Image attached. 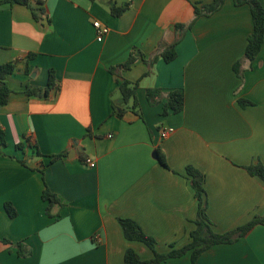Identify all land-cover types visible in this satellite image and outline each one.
<instances>
[{
    "label": "crops",
    "instance_id": "crops-1",
    "mask_svg": "<svg viewBox=\"0 0 264 264\" xmlns=\"http://www.w3.org/2000/svg\"><path fill=\"white\" fill-rule=\"evenodd\" d=\"M212 1L46 0L38 20L27 6L0 7V65L17 62L7 79L13 93L0 106L8 143L0 155V264H124L128 249L152 259L149 247L126 239L119 219L137 222L159 253L186 246L199 214L189 166L205 176L207 214L218 233L264 217V180L246 169L264 164V44L252 63L244 59L254 31L250 6L227 0L196 20L173 62L143 61L161 42L176 41V26L193 20L196 3ZM112 2L130 10L113 17ZM95 21L110 28L103 42ZM132 52V68L113 75L110 68ZM31 53L36 57L29 59ZM51 70L59 90L28 95V87H47ZM121 80L138 82L142 117L124 104ZM154 88L184 90V111L162 116L165 101L153 107L146 96ZM65 151L66 158L51 163ZM46 187L61 200L50 215ZM4 239L23 242L32 255L20 257ZM164 264H191V255ZM199 264H264V225L210 248Z\"/></svg>",
    "mask_w": 264,
    "mask_h": 264
},
{
    "label": "trees",
    "instance_id": "trees-1",
    "mask_svg": "<svg viewBox=\"0 0 264 264\" xmlns=\"http://www.w3.org/2000/svg\"><path fill=\"white\" fill-rule=\"evenodd\" d=\"M90 1L96 2L97 0ZM226 1L227 0H213L209 4L196 3L194 5L195 11L193 20L188 24L176 26V41L172 45H166L164 42H161L159 45V52L149 60L143 56V61L148 63L149 66L155 64L160 58H162L166 63L173 62L178 56L177 46L184 38L185 33L192 29L196 20L201 17H210L214 15L223 8ZM42 3V1H38L35 7L33 0H0V7L6 4L11 6L15 4L27 6L33 11L35 18L38 20L44 15ZM234 3L236 6L249 5L251 8L254 31L248 38L244 59L252 63L260 53L264 44V6L259 0H234ZM130 7L131 4L118 6L115 2H112L109 9L111 15L118 18L127 13L130 10ZM34 57H36V54L31 53L28 55L29 59H33ZM136 61L137 58L135 57L134 52H132L126 62L111 67L109 71L113 75H119L122 71L130 70ZM16 63L17 62H9L0 65V106L7 105L11 94L13 93L7 79L8 76L15 72ZM239 65L240 62L236 63L234 69L238 76H242L239 72ZM119 89L124 104H130V109L142 117L139 111V100L137 96L138 82L133 83L128 80H121ZM54 90L59 89L57 87L55 71L51 70L49 82L46 88L28 87L26 93L28 95L43 97L48 96ZM146 96L149 104L153 107L158 106L162 104L163 101H165L164 110L162 113V116L164 117L170 114H179L185 109V92L182 89L171 90L168 92L158 88L148 89L146 91ZM240 104L243 107L246 105H253V103L246 100H241ZM126 111V109H123L122 112H117V114L120 118H123ZM7 147L8 143L6 133L0 127V155L3 154V150ZM21 148V145H17V149ZM38 154L42 155L40 152H38ZM67 155L68 152L66 151L54 155L51 157V163L66 158ZM157 159L163 167L169 169L167 158L161 149H157ZM21 163L23 165H27L25 161H21ZM246 169L250 175L264 180V164L259 163L256 165H251ZM186 171L187 175L191 178V186L195 191V196L199 204V214L197 220L195 221L196 228L190 234V242L184 247L177 248L175 246H171L167 253H159L156 249V239L147 235L137 222L132 219H119V223L121 224L127 240L141 242L154 252V257L152 259L143 260L136 251L128 249L125 253L124 264H164L170 259L181 258L187 254L191 255V264H199V258L210 248L216 245L236 243L237 241L247 237L255 227L264 225V217L257 216L253 218L251 222L242 227L236 228L229 232L218 233L214 229L213 223L207 214L208 200L205 189L204 174L192 166H189ZM42 174H44V171H42ZM42 198L44 201L49 202V207L47 209L48 215H50V209L53 205L61 204L59 197L51 192L48 187H46L44 190ZM5 209L11 218H16L18 216V212L12 203L7 202L5 204ZM2 241L6 244L14 246L17 249V254L20 257L26 258L32 255L31 249L23 242L13 244L8 239H4Z\"/></svg>",
    "mask_w": 264,
    "mask_h": 264
},
{
    "label": "built area",
    "instance_id": "built-area-1",
    "mask_svg": "<svg viewBox=\"0 0 264 264\" xmlns=\"http://www.w3.org/2000/svg\"><path fill=\"white\" fill-rule=\"evenodd\" d=\"M41 1L45 2L46 0H41ZM93 26L97 33V41L103 42L106 36L110 33V28L100 21H95ZM86 165L90 168H93L95 167V162L93 160L87 159Z\"/></svg>",
    "mask_w": 264,
    "mask_h": 264
}]
</instances>
